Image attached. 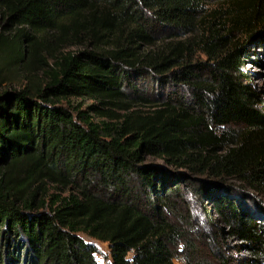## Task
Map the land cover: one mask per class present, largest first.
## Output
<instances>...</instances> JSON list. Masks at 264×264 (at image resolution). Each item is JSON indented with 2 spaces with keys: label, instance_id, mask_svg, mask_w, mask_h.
I'll list each match as a JSON object with an SVG mask.
<instances>
[{
  "label": "trees",
  "instance_id": "1",
  "mask_svg": "<svg viewBox=\"0 0 264 264\" xmlns=\"http://www.w3.org/2000/svg\"><path fill=\"white\" fill-rule=\"evenodd\" d=\"M206 1L0 0V264H100L81 232L109 243L107 264H173L161 208L193 181L264 256L231 187L146 163L264 189V101L243 70L264 52V0ZM146 74L191 98L152 101L129 80Z\"/></svg>",
  "mask_w": 264,
  "mask_h": 264
},
{
  "label": "rangeland",
  "instance_id": "2",
  "mask_svg": "<svg viewBox=\"0 0 264 264\" xmlns=\"http://www.w3.org/2000/svg\"><path fill=\"white\" fill-rule=\"evenodd\" d=\"M206 4L213 6L217 2L207 0ZM167 34L164 33V35ZM178 39L181 38L178 37L173 40ZM87 48L88 44H78L65 46L62 51L81 52ZM196 61H207V56L200 53ZM243 63V70L249 76V82L262 94L264 101V52L251 53L249 57L243 59ZM129 80L137 83L141 92L154 102L191 98L189 88L173 80L169 74L163 78L153 74L137 75L136 77L132 76ZM91 102V100H86L87 104ZM224 129L242 131L243 127L234 125ZM146 163L158 166L172 178L175 176L178 178L185 173L192 176L194 180L204 179L210 183L231 187L236 192L233 195L236 203L255 216L264 227V189L254 188L237 178H211L207 175H194L189 169L170 165L161 158L148 157ZM194 184L199 185V182L181 183L180 194L172 196L174 207L161 208L162 214L176 228L174 236L167 243L173 255V264H254L255 260L264 264V256L252 252L245 241L230 233V228L221 222L219 216L213 211L211 203L199 194L198 188H195ZM62 194L63 196L67 195L68 190ZM79 235L94 245L96 258L100 264H107L112 261L109 243L95 239L83 232ZM10 249L12 250L13 246L10 245ZM3 255V263L1 264H9L8 253ZM132 256L133 253H130L129 257ZM23 259L24 263H29L27 260L29 257L27 258L24 250L20 251V264H23Z\"/></svg>",
  "mask_w": 264,
  "mask_h": 264
}]
</instances>
